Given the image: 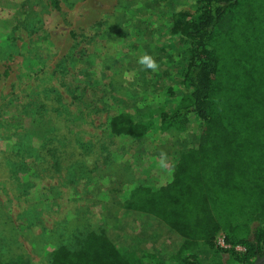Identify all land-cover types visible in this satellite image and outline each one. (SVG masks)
I'll return each mask as SVG.
<instances>
[{
    "label": "rangeland",
    "instance_id": "rangeland-1",
    "mask_svg": "<svg viewBox=\"0 0 264 264\" xmlns=\"http://www.w3.org/2000/svg\"><path fill=\"white\" fill-rule=\"evenodd\" d=\"M202 7L0 0V264H49L54 246L74 247L88 231L113 238L107 219L131 191L170 181L180 154L199 143L198 119L185 134L154 129L140 138L112 135L107 124L121 111L156 120L189 92L187 33ZM231 23L228 15L219 29ZM144 54L155 71L137 62ZM173 235L163 238L175 247ZM222 241L219 233L198 244L201 264H241Z\"/></svg>",
    "mask_w": 264,
    "mask_h": 264
},
{
    "label": "trees",
    "instance_id": "trees-1",
    "mask_svg": "<svg viewBox=\"0 0 264 264\" xmlns=\"http://www.w3.org/2000/svg\"><path fill=\"white\" fill-rule=\"evenodd\" d=\"M200 1L187 33L189 92L156 120L121 111L107 124L112 135L140 138L154 129L191 132L195 117L199 143L180 154L170 181L156 189L138 185L124 206L161 219L181 237L170 263L201 264L198 244L212 245L222 233L239 263L264 264V0L249 9H237L242 0ZM228 15L233 23L221 31ZM80 237L74 247L54 246L49 264H132L103 231Z\"/></svg>",
    "mask_w": 264,
    "mask_h": 264
},
{
    "label": "crops",
    "instance_id": "crops-1",
    "mask_svg": "<svg viewBox=\"0 0 264 264\" xmlns=\"http://www.w3.org/2000/svg\"><path fill=\"white\" fill-rule=\"evenodd\" d=\"M125 203L116 209L115 216L107 219L115 222V234L113 238L108 237L115 248L132 264H170L171 256L182 243L181 237L173 235L161 219L129 209L124 206ZM169 234L178 243L175 247L163 238H168Z\"/></svg>",
    "mask_w": 264,
    "mask_h": 264
},
{
    "label": "clouds",
    "instance_id": "clouds-1",
    "mask_svg": "<svg viewBox=\"0 0 264 264\" xmlns=\"http://www.w3.org/2000/svg\"><path fill=\"white\" fill-rule=\"evenodd\" d=\"M137 62L143 67V68H146V69H151V70H156L158 68V64L157 62L153 59L152 56L150 55H147V54H144V55H141Z\"/></svg>",
    "mask_w": 264,
    "mask_h": 264
},
{
    "label": "built area",
    "instance_id": "built-area-1",
    "mask_svg": "<svg viewBox=\"0 0 264 264\" xmlns=\"http://www.w3.org/2000/svg\"><path fill=\"white\" fill-rule=\"evenodd\" d=\"M222 245H224V242L222 241Z\"/></svg>",
    "mask_w": 264,
    "mask_h": 264
}]
</instances>
